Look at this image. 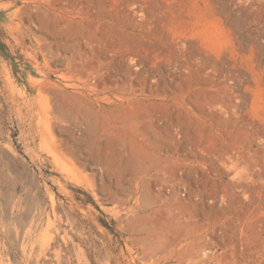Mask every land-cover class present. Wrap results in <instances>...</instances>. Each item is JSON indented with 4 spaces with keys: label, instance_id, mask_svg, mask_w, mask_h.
I'll return each mask as SVG.
<instances>
[{
    "label": "rangeland",
    "instance_id": "1",
    "mask_svg": "<svg viewBox=\"0 0 264 264\" xmlns=\"http://www.w3.org/2000/svg\"><path fill=\"white\" fill-rule=\"evenodd\" d=\"M0 264H264V0H0Z\"/></svg>",
    "mask_w": 264,
    "mask_h": 264
}]
</instances>
